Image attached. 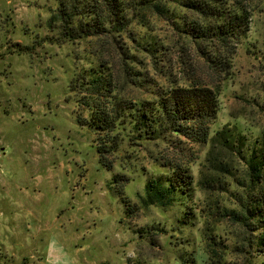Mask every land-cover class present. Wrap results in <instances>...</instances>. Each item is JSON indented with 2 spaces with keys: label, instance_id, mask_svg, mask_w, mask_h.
I'll return each mask as SVG.
<instances>
[{
  "label": "rangeland",
  "instance_id": "obj_1",
  "mask_svg": "<svg viewBox=\"0 0 264 264\" xmlns=\"http://www.w3.org/2000/svg\"><path fill=\"white\" fill-rule=\"evenodd\" d=\"M188 1L144 10L120 33L61 42L48 25L57 0H0V264H264V176L255 189L261 204L248 212V168L237 148L176 133L141 139L127 129L108 169L77 120L88 111L70 82L102 60L129 101H155L173 86H220L210 135L234 128L249 152L264 155V0H222L247 15L225 72L186 36L182 19L197 18ZM173 165L188 167L187 195L147 203L149 178Z\"/></svg>",
  "mask_w": 264,
  "mask_h": 264
},
{
  "label": "trees",
  "instance_id": "obj_2",
  "mask_svg": "<svg viewBox=\"0 0 264 264\" xmlns=\"http://www.w3.org/2000/svg\"><path fill=\"white\" fill-rule=\"evenodd\" d=\"M168 0H57V7L49 17L48 25L61 42L75 41L89 36H102L126 30L134 15L147 9L166 13ZM222 0H189L185 2L195 15L193 21L183 20L186 36L197 44L200 55L212 67L225 72L230 67L234 50L230 41L239 40L243 22L247 19L242 6H225ZM226 3V2H225ZM181 18L180 16H175ZM212 44V46H210ZM150 45V44H149ZM211 47V52L208 50ZM27 49V48H26ZM150 49V48H148ZM219 54V56L217 55ZM114 76L106 61L83 68L70 82L72 91L78 92V107L88 111V116H77L78 122L89 127L94 134V143L103 166L112 168L109 155L119 150L123 137L121 132L130 131L141 139H155L176 133L194 142H211L224 148H237L248 168L249 190L242 206L249 212L251 205H260L255 189L264 176V155L256 148L245 146L244 135L235 134L234 128H222L213 136L210 126L217 119L220 109V86L202 83L170 87L155 101H129L116 92ZM213 160V159H212ZM213 163L223 169L225 162ZM222 165V166H221ZM226 169V168H225ZM118 174L113 179H118ZM192 183L188 167L172 166V172L159 179L149 178L146 184L147 203L161 206L171 204L166 195H187ZM121 192V191H120ZM252 201H249V196ZM227 211V210H226ZM237 220L246 222L245 213L231 210ZM258 222L263 223L264 218ZM259 244H264L261 234Z\"/></svg>",
  "mask_w": 264,
  "mask_h": 264
},
{
  "label": "crops",
  "instance_id": "obj_3",
  "mask_svg": "<svg viewBox=\"0 0 264 264\" xmlns=\"http://www.w3.org/2000/svg\"><path fill=\"white\" fill-rule=\"evenodd\" d=\"M40 260H42V259H40ZM30 262H31V261H30ZM30 262H29V263H30ZM39 262H40V261H39Z\"/></svg>",
  "mask_w": 264,
  "mask_h": 264
}]
</instances>
